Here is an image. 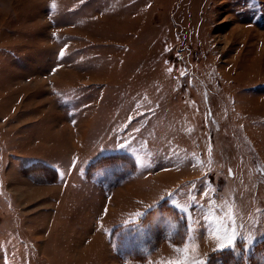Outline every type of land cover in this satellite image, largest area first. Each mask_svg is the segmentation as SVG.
Returning a JSON list of instances; mask_svg holds the SVG:
<instances>
[{"label":"rangeland","instance_id":"obj_1","mask_svg":"<svg viewBox=\"0 0 264 264\" xmlns=\"http://www.w3.org/2000/svg\"><path fill=\"white\" fill-rule=\"evenodd\" d=\"M0 264H264V0H0Z\"/></svg>","mask_w":264,"mask_h":264},{"label":"snow or ice","instance_id":"obj_2","mask_svg":"<svg viewBox=\"0 0 264 264\" xmlns=\"http://www.w3.org/2000/svg\"><path fill=\"white\" fill-rule=\"evenodd\" d=\"M121 143H123V141H121ZM75 165H76V161H73L72 162V168L73 169H75ZM229 174H231V169H229ZM174 195H176V194H169V197L172 198ZM188 196H189V198H192L190 193L188 194ZM181 210L187 211V209H181ZM207 215H208V213H205V216H207ZM235 240H236V236H235V230H234L232 236L227 239L224 246L225 247H234L235 246V244H234Z\"/></svg>","mask_w":264,"mask_h":264},{"label":"trees","instance_id":"obj_3","mask_svg":"<svg viewBox=\"0 0 264 264\" xmlns=\"http://www.w3.org/2000/svg\"><path fill=\"white\" fill-rule=\"evenodd\" d=\"M114 156H115V157H112V158H114V159L117 158V157H119V158L129 159V157H127V156H125V155H114ZM109 159H110L109 157H104L103 159H100V160H98L97 162H100V161H102V160L106 162V161L109 160ZM103 161H102V162H103ZM97 164H98V163H97ZM44 167L47 168V169L49 170V167H47V166H45V165H44Z\"/></svg>","mask_w":264,"mask_h":264},{"label":"bare ground","instance_id":"obj_4","mask_svg":"<svg viewBox=\"0 0 264 264\" xmlns=\"http://www.w3.org/2000/svg\"><path fill=\"white\" fill-rule=\"evenodd\" d=\"M243 31H244V30H242V33H244ZM227 37H228V35H227Z\"/></svg>","mask_w":264,"mask_h":264}]
</instances>
